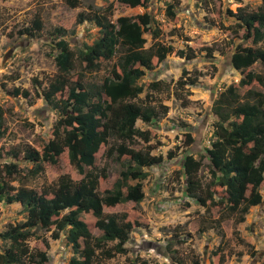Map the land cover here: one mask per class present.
Listing matches in <instances>:
<instances>
[{"label":"trees","instance_id":"1","mask_svg":"<svg viewBox=\"0 0 264 264\" xmlns=\"http://www.w3.org/2000/svg\"><path fill=\"white\" fill-rule=\"evenodd\" d=\"M65 1L71 8L79 5V0ZM117 1L130 8L141 7L144 11L120 15L115 21L109 17L111 3L104 12H79L76 23L91 21L98 35L90 44L75 50L66 39V28L57 26L50 33L57 50L54 61L59 73L36 94L56 109L59 116L48 140L38 147L0 151V159L9 156L16 160L0 162V202L18 203L25 214L24 219L9 223L0 232L6 244L0 250V264H47L50 258L46 249L34 250L28 244L40 229L51 231L50 237L54 240L64 235L73 250L67 264H96L98 255L113 258L126 252L125 243L137 222L129 220L126 212L111 210L128 202H141L145 196L146 169L164 160L162 154L152 153V147L147 144L150 131L140 129L136 123L151 124L166 113L168 107L153 102L152 93L146 94L144 100L138 102L137 99L146 87L155 92L162 90L159 81L146 85L141 80L146 71L165 60L172 46L155 41L144 47V33L150 32L157 38L160 32L153 27L152 13L147 10L149 0ZM179 1L166 2L167 16H175ZM262 2L264 5V0ZM228 13L233 16L236 32L242 29V38L252 43L251 46L237 45L230 59L241 74L238 85L245 88V93L240 95L237 87L229 84L214 100L216 121L210 147L206 148L211 164L210 180L203 184L198 178L201 159L196 160L191 154L184 157L183 173L189 197L205 208L221 204L228 215L237 214L236 222H242L249 208L260 205L264 199L261 191L264 182V74L250 70L257 62L264 67V46H257L264 41V8L238 7L235 12L228 10ZM41 29L42 21L35 17L32 25L24 28L21 34L35 37ZM119 50L124 52L117 56L99 83L86 80L88 71L99 69L103 61L115 57ZM175 54L187 60L196 57V52L188 45L185 49H177ZM77 67L80 69L71 77ZM187 74L188 71H182L186 78L180 79L179 85H194L196 78L187 77ZM32 82L41 87L38 78L33 77ZM11 93L13 96L30 95L27 89L19 87H14ZM6 130L4 109L0 105V138ZM110 138L118 142L108 147L107 154H115L121 169L111 188L99 190L100 179L106 178V167L96 169V154L101 147L108 146ZM139 140L146 146L135 148L133 145ZM192 141L191 135L186 133V145ZM65 152L69 164L82 174L79 180L63 174L55 185L41 191L20 181L42 173L45 163L56 165ZM174 155V151H168L166 158ZM20 160L31 167L20 168L17 163ZM85 167L90 169L85 171ZM16 179L20 181L18 186L12 184ZM83 214H90L93 219L86 220ZM93 228L100 234L94 236ZM41 240L48 247V242ZM108 242L115 244L106 247Z\"/></svg>","mask_w":264,"mask_h":264},{"label":"rangeland","instance_id":"2","mask_svg":"<svg viewBox=\"0 0 264 264\" xmlns=\"http://www.w3.org/2000/svg\"><path fill=\"white\" fill-rule=\"evenodd\" d=\"M169 1L149 0L147 10L152 13L153 27L160 32L157 38L150 32L144 33L145 48L155 41L172 46V52L165 60L146 71L141 80L146 85L159 81L162 90L155 92L146 87L137 99L139 102L152 93L153 102L163 103L168 110L151 124L136 123L140 129L150 131L147 144L152 147V153L162 154L164 160L146 169L145 196L141 202H128L111 210L126 212L129 220L137 222L125 243L126 252L113 258L98 255L96 264H264V199L260 205L249 208L242 222H236L237 214L228 215L221 204L205 208L189 197L185 192L183 173L184 157L191 154L196 160L201 159L198 178L203 184L210 180L211 164L206 148L210 147L216 121L214 100L229 84L237 87L240 95L245 93V88L238 85L241 74L230 59L237 45L251 46L252 43L242 38V29L236 32L233 16L228 10L235 12L238 7L257 10L264 8L263 2L180 0L175 7V16L171 18L166 14V2ZM110 3L112 14L109 17L113 21L120 15L144 11L141 7H127L117 0H79L75 8L69 7L65 0H0V105L7 127L6 134L0 138V151L38 147L48 140L59 115L36 92L59 73L54 61L57 50L50 33L54 27L62 26L68 32L66 39L71 48H82L93 41L98 31L91 21L77 24V14L93 10L104 12ZM35 17L42 21L39 35L21 34L24 28L32 25ZM187 45L196 52V57L190 60L175 54L177 49H185ZM257 46L263 47L264 41ZM207 47L210 50H206ZM122 52L124 50H119L115 57L103 61L96 71H88L86 80L99 83ZM79 69L77 67L71 77ZM183 70L188 71L187 77L196 78L194 85L178 84L180 79L186 78L182 76ZM250 70L264 74L260 62ZM33 77L42 82L40 88L32 82ZM14 87L27 89L30 95L13 96L11 90ZM186 133L193 138L189 145H186ZM109 141L108 146L101 147L96 154V169L106 167V178L100 179L99 190L111 188L121 169L115 154H107L108 147L118 140L110 138ZM133 146L142 148L146 143L139 140ZM168 151L175 153L170 159L166 158ZM11 160L16 161L4 156L0 162ZM17 163L24 170L31 167L22 160ZM88 169L90 167L84 170ZM63 174H68L74 181L82 177L76 167L69 164L66 152L56 165L45 163L42 173L20 181L41 191L55 185ZM20 181L16 179L12 184L18 186ZM261 191L264 195V182ZM24 216L20 204L0 202V232ZM82 218L93 219L90 214H83ZM92 232L94 236L100 234L96 228ZM50 234L51 231L38 230L37 237L28 240L29 247L46 249L50 258L47 264H67L73 255L71 245L64 235L54 240ZM41 239L48 242V247ZM114 244L108 242L106 247ZM5 246L0 238V250Z\"/></svg>","mask_w":264,"mask_h":264}]
</instances>
